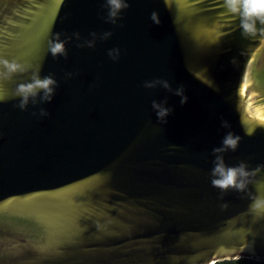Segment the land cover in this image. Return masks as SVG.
<instances>
[{
    "label": "water",
    "instance_id": "water-1",
    "mask_svg": "<svg viewBox=\"0 0 264 264\" xmlns=\"http://www.w3.org/2000/svg\"><path fill=\"white\" fill-rule=\"evenodd\" d=\"M127 2L113 25L105 0H0V58L57 81L25 110L12 93L31 70L0 82V264L264 262V212L250 207L264 197V127L245 114L264 108V35H242L223 0ZM56 32L80 34L66 57L48 52ZM154 79L183 85L187 103L143 86ZM164 99L167 123L151 107ZM228 131L241 139L225 164L250 172L242 192L211 185Z\"/></svg>",
    "mask_w": 264,
    "mask_h": 264
},
{
    "label": "clouds",
    "instance_id": "clouds-1",
    "mask_svg": "<svg viewBox=\"0 0 264 264\" xmlns=\"http://www.w3.org/2000/svg\"><path fill=\"white\" fill-rule=\"evenodd\" d=\"M165 4L167 6V0H165ZM223 4L227 12L238 17L242 35H256L257 33L264 35V0H223ZM129 6L127 0H105L104 7L107 9L106 22L115 25L117 20L121 18L120 13L122 10L127 9ZM150 20L153 24L158 25L160 23L158 13L152 12ZM257 25L260 27L258 28ZM61 35L59 32L53 33L52 37L48 40V52L53 58L58 56L66 57V43L73 37L76 40L80 39L78 32L73 33L72 36L65 35L63 40L61 39ZM89 35L92 39L85 40L82 44H77V47H94L97 34L92 32ZM111 35L112 33L110 31L104 32L99 38L106 40ZM108 56L114 61L117 60L119 57V49H110ZM30 70V65L19 63L16 60L9 61L8 59L0 58V82L11 81L14 75L26 74ZM72 75V73H67L66 78H70ZM143 86L149 89L160 86L166 91L171 92L174 96L179 97V103L181 105H184L188 101L183 85L172 89L167 80L154 79L152 81H145ZM56 87L57 81L51 74L41 78L39 68L31 70L30 82L19 83L13 90L12 96L19 98V103L15 106L21 110H25L29 102L32 105L51 102ZM167 103V99L160 102L156 100L151 102V107L156 114L157 120L162 123H167L166 118L173 112V108L166 107ZM245 114L250 120L255 121L259 127H264V108L246 111ZM33 115H36V113L34 112ZM47 115L48 113L45 109L41 108L39 110V116L43 117ZM221 127L227 129L230 128V125L226 120L221 119ZM245 134L250 135L252 132L245 130ZM240 139L241 137L239 135L228 131L222 137L221 146L212 149V155L215 158L212 161L211 185L219 189L221 193L229 189L242 192L247 186L248 177L250 176L247 165L244 162H240L238 166H227L224 161V153L229 150L235 151ZM221 207L226 208L227 204H223ZM250 207L253 212H264V197L257 196Z\"/></svg>",
    "mask_w": 264,
    "mask_h": 264
},
{
    "label": "trees",
    "instance_id": "trees-1",
    "mask_svg": "<svg viewBox=\"0 0 264 264\" xmlns=\"http://www.w3.org/2000/svg\"><path fill=\"white\" fill-rule=\"evenodd\" d=\"M216 264H264V262L251 260V259H238L235 261H226Z\"/></svg>",
    "mask_w": 264,
    "mask_h": 264
},
{
    "label": "snow or ice",
    "instance_id": "snow-or-ice-1",
    "mask_svg": "<svg viewBox=\"0 0 264 264\" xmlns=\"http://www.w3.org/2000/svg\"><path fill=\"white\" fill-rule=\"evenodd\" d=\"M251 106V105H250Z\"/></svg>",
    "mask_w": 264,
    "mask_h": 264
}]
</instances>
